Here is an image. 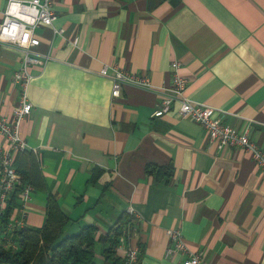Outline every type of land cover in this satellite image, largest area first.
<instances>
[{"label":"crops","instance_id":"0c3cea01","mask_svg":"<svg viewBox=\"0 0 264 264\" xmlns=\"http://www.w3.org/2000/svg\"><path fill=\"white\" fill-rule=\"evenodd\" d=\"M51 3L54 20L36 29L34 50L48 60L30 68L32 109L19 128L38 166L25 227L44 225L52 198L68 218L65 234L92 226L97 239L126 215L133 228L125 245L117 239L121 259L138 246V264L181 263L188 254L165 257L166 230L178 229L188 252L209 264H264V175L251 155L218 149L177 103L151 116L177 62L186 97L264 151V0ZM20 67L21 52L0 43V115L9 124ZM103 67L147 77L151 89L123 85L113 98ZM147 165L170 166L171 177L147 175Z\"/></svg>","mask_w":264,"mask_h":264},{"label":"built area","instance_id":"2783aa9c","mask_svg":"<svg viewBox=\"0 0 264 264\" xmlns=\"http://www.w3.org/2000/svg\"><path fill=\"white\" fill-rule=\"evenodd\" d=\"M54 20L51 0H8L3 19L0 23V43L14 46L21 52V67L13 76V81L21 86V95L18 105L13 109V123L9 124L0 115V135L6 139L7 149H0V248L16 250L18 242L14 239V232L25 228L26 204L30 200L33 188L24 182L14 165L15 156L27 151V145L19 134L20 124L29 115L32 105L27 97V87L32 80L30 68L47 62V57H41L34 50L39 46L36 29L41 26H50ZM179 64H171V89L166 93L152 117H162L170 112L174 103L178 104L179 114L199 125L205 132L210 143L218 149L238 148L248 152L256 166L264 175V151L258 147L246 132L238 131L224 123L221 117L215 115V110L204 104L192 103L185 95L186 80L178 74ZM100 75L112 80L111 96L119 97L123 85H132L144 89H151L148 78L137 76L119 69L103 67ZM15 198L16 208L5 223H1L5 209L11 199ZM133 217V211L128 210ZM115 228V225H114ZM132 225L129 222L121 229L118 247H122L131 239ZM169 247L165 257L175 254H188L179 264H209L198 254L188 252L187 245L178 229L166 230ZM140 248L127 246L123 252V264H138Z\"/></svg>","mask_w":264,"mask_h":264},{"label":"trees","instance_id":"16d2710c","mask_svg":"<svg viewBox=\"0 0 264 264\" xmlns=\"http://www.w3.org/2000/svg\"><path fill=\"white\" fill-rule=\"evenodd\" d=\"M14 165L22 180L33 186L38 175V166L32 153L23 152L15 156ZM147 175L171 177L170 166L162 168L147 165ZM15 198L11 197L1 223H5L15 210ZM126 215H122L106 236L96 239V229L84 226L75 234H65L68 218L62 214L55 200L48 198L44 225L41 228H22L14 232L18 242L16 250L0 248V264H96L94 245L99 241L103 245L101 256L105 264H123L115 255L118 237L126 224ZM112 234V235H111ZM111 235V236H110Z\"/></svg>","mask_w":264,"mask_h":264},{"label":"rangeland","instance_id":"374dc122","mask_svg":"<svg viewBox=\"0 0 264 264\" xmlns=\"http://www.w3.org/2000/svg\"><path fill=\"white\" fill-rule=\"evenodd\" d=\"M94 251H95V262L96 264H105L103 261V257L101 256V245H95L94 246Z\"/></svg>","mask_w":264,"mask_h":264}]
</instances>
